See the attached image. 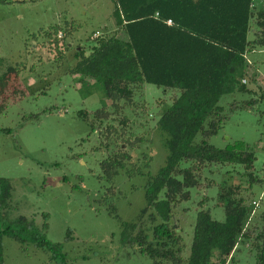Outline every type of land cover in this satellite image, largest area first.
I'll use <instances>...</instances> for the list:
<instances>
[{
	"label": "rangeland",
	"instance_id": "obj_1",
	"mask_svg": "<svg viewBox=\"0 0 264 264\" xmlns=\"http://www.w3.org/2000/svg\"><path fill=\"white\" fill-rule=\"evenodd\" d=\"M111 10L109 0H11L0 5V179L10 185L0 228L18 217L38 229L44 223L45 239L59 246L65 264H153L128 241L139 230L149 237L159 222L149 218L151 210L142 213V186L145 176L163 164L155 123L175 92L145 84L129 105L118 101L111 106L94 91L92 81L88 90L67 73L79 49L87 55L95 40L113 33ZM245 60L244 85L250 93L220 98L222 123L206 142L217 149L234 142L252 148L255 181L240 197L250 210L246 230L254 228L255 234L264 225V47L252 48ZM247 101H253L250 108H239ZM95 111L101 112L99 121L91 117ZM112 159L123 168L114 176L108 169L106 180L103 172ZM240 173L237 167L204 166L198 189L174 203L168 226L180 237L181 264L196 211H208L221 222L217 186L240 182L246 188L248 178ZM122 223L134 225L133 230L122 236ZM0 241L2 264H55L29 242L9 236ZM236 259V264L254 263L247 249L233 256L234 263Z\"/></svg>",
	"mask_w": 264,
	"mask_h": 264
},
{
	"label": "trees",
	"instance_id": "obj_2",
	"mask_svg": "<svg viewBox=\"0 0 264 264\" xmlns=\"http://www.w3.org/2000/svg\"><path fill=\"white\" fill-rule=\"evenodd\" d=\"M9 1L0 0V5ZM109 1L113 33L95 40L87 55L79 49L67 73L77 76L80 86L88 90L92 81L94 91L111 106L118 101L129 105L145 84L175 92L155 123L165 152L163 164L145 176L142 186V213L151 210L149 218L159 222L150 229L149 237L139 230L128 245L135 244L153 264H181L180 237L168 226L174 203L186 201L188 192L198 189L202 167H237L248 178L247 187L240 182L217 186L215 199L223 211L221 222L213 220L208 211H196L184 264H236L233 256L243 249L253 253V264H264V225L255 234L254 228L246 230L250 210L240 197L255 181L253 150L242 142L223 149L206 142L222 123L220 98L250 93L244 85L248 77L245 55L254 47H264V0ZM167 20L170 25L165 24ZM50 31L55 36L58 33L55 27ZM249 33L251 40L247 39ZM64 47L67 49V44ZM251 105L253 101H247L239 108ZM100 114L95 111L91 117L99 121ZM80 116L85 118L86 113ZM105 167L103 174L110 180L108 169L114 176L123 165L112 159ZM9 196L8 181L0 179V212ZM133 228L122 223V236ZM44 229V223L38 229L18 217L14 224H2L0 239L9 236L21 244L29 242L48 253L55 264H65L59 246L45 239ZM1 258L0 241V264Z\"/></svg>",
	"mask_w": 264,
	"mask_h": 264
},
{
	"label": "built area",
	"instance_id": "obj_3",
	"mask_svg": "<svg viewBox=\"0 0 264 264\" xmlns=\"http://www.w3.org/2000/svg\"><path fill=\"white\" fill-rule=\"evenodd\" d=\"M165 24H166V25H170L171 23H170L169 20H167V21L165 22ZM97 35H98V33H97V32H94V33L92 34V37H93V38H96Z\"/></svg>",
	"mask_w": 264,
	"mask_h": 264
}]
</instances>
